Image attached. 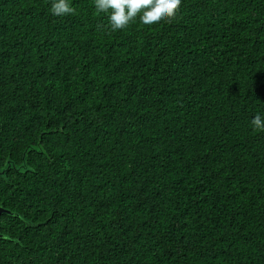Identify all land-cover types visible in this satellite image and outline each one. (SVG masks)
Segmentation results:
<instances>
[{
    "label": "trees",
    "instance_id": "trees-1",
    "mask_svg": "<svg viewBox=\"0 0 264 264\" xmlns=\"http://www.w3.org/2000/svg\"><path fill=\"white\" fill-rule=\"evenodd\" d=\"M71 2L0 0V264H264V0Z\"/></svg>",
    "mask_w": 264,
    "mask_h": 264
},
{
    "label": "clouds",
    "instance_id": "clouds-1",
    "mask_svg": "<svg viewBox=\"0 0 264 264\" xmlns=\"http://www.w3.org/2000/svg\"><path fill=\"white\" fill-rule=\"evenodd\" d=\"M97 13L106 14L112 31L123 30L137 18L144 26H159L174 18L182 0H93ZM51 15L66 17L75 9L71 0H51ZM255 130H264V115L256 114L250 121Z\"/></svg>",
    "mask_w": 264,
    "mask_h": 264
},
{
    "label": "water",
    "instance_id": "water-1",
    "mask_svg": "<svg viewBox=\"0 0 264 264\" xmlns=\"http://www.w3.org/2000/svg\"><path fill=\"white\" fill-rule=\"evenodd\" d=\"M9 211L3 207H0V214H3V213H8ZM1 236V234H0Z\"/></svg>",
    "mask_w": 264,
    "mask_h": 264
}]
</instances>
